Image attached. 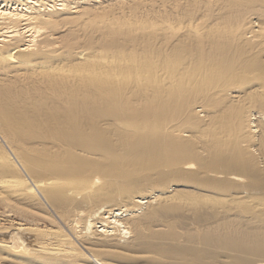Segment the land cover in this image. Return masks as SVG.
Segmentation results:
<instances>
[{
	"label": "bare ground",
	"instance_id": "6f19581e",
	"mask_svg": "<svg viewBox=\"0 0 264 264\" xmlns=\"http://www.w3.org/2000/svg\"><path fill=\"white\" fill-rule=\"evenodd\" d=\"M0 208V264H264V0H0Z\"/></svg>",
	"mask_w": 264,
	"mask_h": 264
},
{
	"label": "rangeland",
	"instance_id": "374dc122",
	"mask_svg": "<svg viewBox=\"0 0 264 264\" xmlns=\"http://www.w3.org/2000/svg\"><path fill=\"white\" fill-rule=\"evenodd\" d=\"M15 216V217H14ZM32 219V218H31ZM35 220H36V218H34ZM34 219H32L31 221H30V218H28L27 220H25L26 222H24V220L22 219V217H18L17 215H12V216H8V215H6L5 213H3V210L0 208V229H1V231L3 232V233H5V232H7V231H3L4 229L5 230H10V228H11V226H14L15 224H17V223H20L21 225H29L32 221H34V224H33V222H32V224H30V225H35V220ZM18 221V222H17ZM38 222V221H37ZM24 223V224H23ZM39 224V223H38ZM10 225V226H9ZM43 225H44V223H40L39 224V226L37 225V227H40V229H42V230H47V229H50V225L49 224H46L45 223V225H44V227L46 226V228H44L43 227ZM52 225V227H56L57 225L56 224H51ZM7 226V227H6ZM58 227V226H57ZM1 232V233H2ZM6 235H3V236H0V241H4V240H6V237H5ZM25 237V236H24ZM28 237V236H27ZM30 239V238H29ZM28 238H27V240H29Z\"/></svg>",
	"mask_w": 264,
	"mask_h": 264
}]
</instances>
